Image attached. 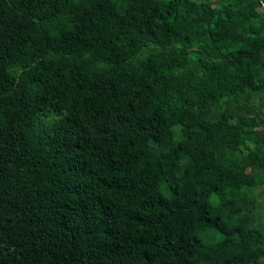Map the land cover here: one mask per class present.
Wrapping results in <instances>:
<instances>
[{
  "label": "trees",
  "instance_id": "trees-1",
  "mask_svg": "<svg viewBox=\"0 0 264 264\" xmlns=\"http://www.w3.org/2000/svg\"><path fill=\"white\" fill-rule=\"evenodd\" d=\"M0 0V264H264V0Z\"/></svg>",
  "mask_w": 264,
  "mask_h": 264
},
{
  "label": "rangeland",
  "instance_id": "rangeland-1",
  "mask_svg": "<svg viewBox=\"0 0 264 264\" xmlns=\"http://www.w3.org/2000/svg\"><path fill=\"white\" fill-rule=\"evenodd\" d=\"M213 2L212 7L218 8V4ZM251 198L249 202V207L247 209L248 220L253 225H258L264 231V183L257 186L251 192Z\"/></svg>",
  "mask_w": 264,
  "mask_h": 264
}]
</instances>
